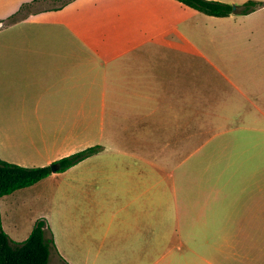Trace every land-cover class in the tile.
I'll return each instance as SVG.
<instances>
[{"label": "crops", "instance_id": "1", "mask_svg": "<svg viewBox=\"0 0 264 264\" xmlns=\"http://www.w3.org/2000/svg\"><path fill=\"white\" fill-rule=\"evenodd\" d=\"M100 1L81 36L0 31V159L42 167L101 147L39 181L66 215L95 209V228L64 227L62 247L85 264H264V0H213L259 4L225 17ZM104 199L113 222L126 209L148 221L137 237L115 223L108 251Z\"/></svg>", "mask_w": 264, "mask_h": 264}, {"label": "rangeland", "instance_id": "2", "mask_svg": "<svg viewBox=\"0 0 264 264\" xmlns=\"http://www.w3.org/2000/svg\"><path fill=\"white\" fill-rule=\"evenodd\" d=\"M100 3V0H0V31L12 32H59L64 34L71 32L81 36L86 31L92 30V26L96 23L98 15L101 13V8L95 7L93 4ZM101 4V3H100ZM18 19L14 26L7 25L11 21ZM17 23V24H16ZM7 25V26H6ZM12 25V24H11ZM67 36V35H65ZM82 38V37H81ZM5 40L0 38V43ZM91 41V40H87ZM154 175V174H153ZM159 177L161 173L155 174ZM153 181H156L153 179ZM164 182V183H163ZM153 191L162 193L166 189V182L159 181L153 182ZM162 186V188H160ZM53 187L51 181L45 180L37 183L32 187L15 191L14 193L0 197V224L6 234L16 242L25 240L27 231L33 225V222L40 217H44L50 223L51 227L57 231V235L61 240L62 252L74 263L85 264L81 256L75 254V248L62 247V242L65 240L64 227L66 224L77 222L85 227L87 230L95 228L96 224V211H92L89 206L87 211L83 214L74 212L72 215H66L64 210L57 209L53 205L52 199H48V192ZM116 200L104 199V220L103 232L108 234L103 251H108L107 246L111 240L116 238L112 233L113 225L127 224L131 222L129 227L134 230L129 233L121 231L125 236L143 233V228L147 225V219L144 215L135 214L128 215L127 209L123 211L124 216L121 219L113 222L109 214L114 207ZM121 204L124 205L122 200ZM159 203V196L153 199V206ZM165 206V205H164ZM163 206V207H164ZM61 210V211H60ZM163 210H158L162 212ZM155 213V214H156ZM153 214L151 218L152 225L158 223V215ZM8 234V235H9ZM94 237V236H93ZM89 238V239H88ZM92 234L88 232L85 240H91ZM48 264H62L58 260L53 251L49 255ZM92 264V263H90ZM111 264V263H105Z\"/></svg>", "mask_w": 264, "mask_h": 264}, {"label": "trees", "instance_id": "3", "mask_svg": "<svg viewBox=\"0 0 264 264\" xmlns=\"http://www.w3.org/2000/svg\"><path fill=\"white\" fill-rule=\"evenodd\" d=\"M176 1L202 14L213 17L246 14L259 5L251 1L242 6L213 0ZM15 22H18V19L11 21L7 25ZM100 149V146H93L42 167H22L0 159V197L31 187L52 173L64 172L83 159L96 154ZM51 166L56 167L55 172L51 170ZM54 249V241L44 218H39L34 222L29 236L22 242L13 241L4 232L0 224V264H48L49 255Z\"/></svg>", "mask_w": 264, "mask_h": 264}, {"label": "water", "instance_id": "4", "mask_svg": "<svg viewBox=\"0 0 264 264\" xmlns=\"http://www.w3.org/2000/svg\"><path fill=\"white\" fill-rule=\"evenodd\" d=\"M51 170H52L53 172H55L56 167H55V166H51Z\"/></svg>", "mask_w": 264, "mask_h": 264}]
</instances>
